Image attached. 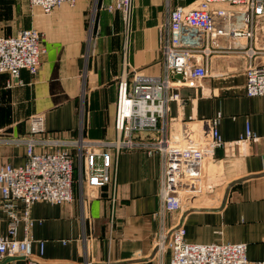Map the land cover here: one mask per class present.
<instances>
[{"label":"crops","instance_id":"obj_1","mask_svg":"<svg viewBox=\"0 0 264 264\" xmlns=\"http://www.w3.org/2000/svg\"><path fill=\"white\" fill-rule=\"evenodd\" d=\"M114 2L76 0L73 6L65 4L44 15L26 1L2 0L0 19L12 23L0 35L36 29L45 54L36 76L20 72V85L12 84L10 74L0 75V167L26 163L25 148L11 141L29 134L34 115L44 117V138L64 142L115 138L118 80L125 75L132 80L133 72L164 78L162 48L168 37L164 25L177 5L199 0H134L128 36L121 12L107 10ZM205 65L207 78L200 87L181 89L184 108L173 103L171 116L210 119L220 114L218 128L226 142L243 138L247 125L260 137L256 143L219 151L216 168L225 188L199 198L182 213H162L158 194L163 157L144 149L126 150L115 160L114 207L111 186L93 190L76 181L71 203L32 206V253L41 264H168L171 249L159 248L157 240L181 222L189 243H243L249 260L264 259V100L246 94L245 58H215ZM169 128L173 135L178 125L170 123ZM58 149L72 152L78 162L76 148L49 150ZM6 229L0 208V230ZM23 236L21 227L19 238ZM39 242H44L42 258ZM1 264L26 260L7 258Z\"/></svg>","mask_w":264,"mask_h":264},{"label":"built area","instance_id":"obj_2","mask_svg":"<svg viewBox=\"0 0 264 264\" xmlns=\"http://www.w3.org/2000/svg\"><path fill=\"white\" fill-rule=\"evenodd\" d=\"M23 1L41 9L44 15L76 3V0ZM107 10L121 12L128 36L134 0H115ZM164 27L168 34L162 48L164 78H144L133 72L132 80L127 75L118 80L115 138L98 141L81 138L75 142L44 138L47 133L44 117L34 115L29 134L11 141L25 148L27 161L22 166L0 167V208L7 220L6 232L0 230V264L7 258L41 264L32 253V206L38 202L69 204L74 200L76 157L64 149L52 152L49 150L52 147L76 148L81 164L79 184L83 187L86 183L93 190L111 186L112 207L117 201L118 156L126 150L143 149L161 154L164 168L158 194L160 211L174 216L194 206L199 198L225 188L226 182L216 168L221 149L260 140L247 125L243 138L226 142L218 128L220 114L210 119L192 116L179 119L171 116V109L173 103L184 108L181 89L200 87L208 76L205 62L215 58H245L246 94L264 100V0H199L198 4L177 5ZM41 39L36 29H23L14 36L0 35V75L10 74L13 85L22 84V70L36 76L45 54ZM177 75L182 78H176ZM170 123L178 125L173 135ZM38 148L43 151H37ZM21 227L23 238H19ZM39 243L42 258L44 242ZM157 246L171 249L168 264H264V259L249 260L248 247L243 243H189L182 222L161 234Z\"/></svg>","mask_w":264,"mask_h":264},{"label":"rangeland","instance_id":"obj_3","mask_svg":"<svg viewBox=\"0 0 264 264\" xmlns=\"http://www.w3.org/2000/svg\"><path fill=\"white\" fill-rule=\"evenodd\" d=\"M16 1H23V0H16ZM1 8V7H0ZM10 20L9 18H1L0 19V34H5V30L7 28H11L9 24H11L12 22L11 21H8ZM16 23H18L16 21ZM150 141H153V140H150ZM79 167L81 168V164H79V160L78 162L76 163V167H75V172L77 173V176H79ZM82 169H83V162H82ZM78 183H81L80 182V178L76 180V184Z\"/></svg>","mask_w":264,"mask_h":264},{"label":"water","instance_id":"obj_4","mask_svg":"<svg viewBox=\"0 0 264 264\" xmlns=\"http://www.w3.org/2000/svg\"><path fill=\"white\" fill-rule=\"evenodd\" d=\"M176 78H178V79H181V78H182V76H181V75H177V76H176Z\"/></svg>","mask_w":264,"mask_h":264}]
</instances>
